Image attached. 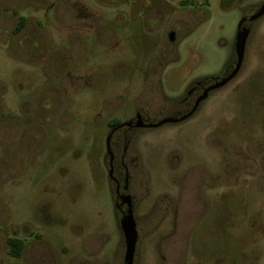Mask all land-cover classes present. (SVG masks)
Here are the masks:
<instances>
[{
	"label": "rangeland",
	"instance_id": "374dc122",
	"mask_svg": "<svg viewBox=\"0 0 264 264\" xmlns=\"http://www.w3.org/2000/svg\"><path fill=\"white\" fill-rule=\"evenodd\" d=\"M48 1L0 0V264H123L108 122L143 101L149 123L189 111V86L233 67L236 25L264 0H62L56 20ZM77 3L109 35L74 26ZM9 6L38 10L17 35ZM249 29L239 73L193 116L114 134L132 178L133 264H264V17ZM154 58L157 94L145 88ZM9 237L25 243L19 259Z\"/></svg>",
	"mask_w": 264,
	"mask_h": 264
},
{
	"label": "flooded vegetation",
	"instance_id": "af4514ba",
	"mask_svg": "<svg viewBox=\"0 0 264 264\" xmlns=\"http://www.w3.org/2000/svg\"><path fill=\"white\" fill-rule=\"evenodd\" d=\"M60 1H62V0H55L52 3L51 0H49L48 2H49V5H50L49 6V9L50 10L49 9H43L41 11L43 13H46V15L48 13L47 11H51L52 12V15H53L52 17L54 18V20H56V18L54 17V14L55 13L53 12V9H55V6L57 5V3H60ZM12 3H14V2H12ZM32 4L35 5V2L32 1ZM75 5L76 6H79V13H76L74 15V19H73L74 20V22H73V25L74 26H77V25H80L81 26L82 25L81 24V21L84 20V19H86V20H89V22H87L86 24H83V25H85L90 30H93L94 27H97V28L100 27L101 28V31H104V32L107 30L104 27V25L100 22L101 21L100 18L94 17V15H92V13L88 12L87 10H85L84 7L81 6L80 4L77 3ZM260 5H258L251 14L245 15L242 18L249 17L250 15H252L254 12L257 11V9L259 8ZM31 9L34 10V11H38L36 8H33V7H31V8L30 7H26V8L24 7L22 9H20V8L14 9V7H10V6L9 7H3L2 10H3V13L4 14H2V17H4V20L9 19V18L15 20V25H14L13 29L11 30L12 31L11 33L13 35H17L18 33H20L22 31V29L25 27V25L27 23V20H31L30 17L27 18V17L21 16V14H23L25 11L31 10ZM157 14H158L157 12H154L153 17L154 18H157V16H156ZM75 19H76V21H75ZM93 21L95 23L96 22L97 23L94 24ZM20 22H23V26H22V28H21L20 31H17L16 32V27H17V25ZM254 22H245L243 24V27H245L246 29L249 30V34H250L249 25H252ZM175 25H176V23H175ZM173 28H174V26L168 29V37H167V41L168 42H173L174 41L175 32L173 31L174 30ZM105 33L108 34L109 32L107 31ZM170 35H172V40L171 41H169V36ZM33 41H36V39H33L32 42ZM19 43H21V42L19 41ZM233 54H234V51H233ZM234 57H235V55H234ZM156 61H157L156 58H154L152 60V62H151V66H150V75L153 77V81H151L149 84L145 85V88L146 89H151L152 90V94H157L158 91H159V93H161V91L159 90L158 82H157V80H155L158 77L157 74L159 72L158 67H157V64H156ZM234 63H235V60H234ZM233 67H234V65H233ZM233 67L230 68V66H229L227 72L222 77H220V78H216V79H202V80H197L194 83H192L189 86L188 90L186 91V93L184 95L185 97L183 96L184 98H181V103H185L187 100H189L191 98H194L193 104L191 106V108H192L194 106V103H195L196 99L203 93V91L206 90L211 85H213L215 82H217L220 79L226 77L233 70ZM212 92H209L208 93V96ZM143 103H144V101L142 102L141 107L138 108L135 117H133L128 123L123 124L125 126H122L119 123H117L115 119H111L108 122V125H110V128H112V130L108 134V135H110L112 133L111 134V138H110V142H109V150H110L111 155H112V163H111V165H112V177L110 178L108 176V179H109L110 183L114 187L115 209H116V211L118 213V220L119 221H120L123 213L126 211V206L125 205H121V197L123 195H128L130 197L132 209L134 207L135 202H134L133 194L130 191V186H131V183H132V178H131V176L128 173V166L125 163L126 162L125 161V159H126V138H125V136H117V137L114 138L115 132L118 131L121 128H126V129H129V130L130 129H134V128H139V129L144 128V129H148V128H146V126H154L157 123H159L160 121L165 120V119H168V118L179 119L182 116L186 115L191 110V108H190L189 111H187L184 114H179L178 112L171 113L170 115L166 116L164 119H162V120H160L158 122L149 123L146 117L148 116V114H152V113H150L146 109L147 108V104H143ZM199 105H198V107H199ZM136 125H141V127H137ZM152 128H154V127H152ZM105 150H106V147H105ZM117 150L120 151V154L119 155H116V151ZM109 159L110 158H109V155L107 154V150H106V156H105V161L106 162L105 163H106L107 175H108V172L110 170ZM6 246H7V243H6ZM7 253H8V247H7Z\"/></svg>",
	"mask_w": 264,
	"mask_h": 264
},
{
	"label": "water",
	"instance_id": "95a60500",
	"mask_svg": "<svg viewBox=\"0 0 264 264\" xmlns=\"http://www.w3.org/2000/svg\"><path fill=\"white\" fill-rule=\"evenodd\" d=\"M262 17H264V2L261 3L257 11L254 12L252 15H250L249 17L241 18L238 21L236 25L235 37H234L235 63H234L233 70L226 77L220 79L219 81L215 82L213 85L208 87L206 90H204L203 93L196 99L194 106L191 108V110L186 115L182 116L179 119L168 118V119L160 121L154 126H146V128H152V127L157 128L165 124H176V123L185 121L186 119L190 118L195 113L198 105L207 99L209 92L221 89L228 82L234 79L240 71L243 58H244V50H245L246 41L249 36V30L243 27V24L245 22H254L256 20H259ZM171 40H172V35L169 36V41ZM122 126H125V125H122ZM136 126L141 127V125H136ZM111 134L108 135L105 140V147L107 150V154L109 155V158H110L109 159L110 170L108 172V176L110 178L112 177V165H111L112 155L109 150V142H110ZM121 205L126 206V211L123 213L119 221V227L122 232V236L124 240V247H125L124 256H123V264H133L138 236H137L136 224L132 216L131 200L128 195H123L121 197Z\"/></svg>",
	"mask_w": 264,
	"mask_h": 264
},
{
	"label": "trees",
	"instance_id": "16d2710c",
	"mask_svg": "<svg viewBox=\"0 0 264 264\" xmlns=\"http://www.w3.org/2000/svg\"><path fill=\"white\" fill-rule=\"evenodd\" d=\"M23 26V22H20L16 27V32L20 31ZM7 247H8V255L11 258L19 259L24 251L25 243L23 240L15 238V237H9L7 238Z\"/></svg>",
	"mask_w": 264,
	"mask_h": 264
}]
</instances>
